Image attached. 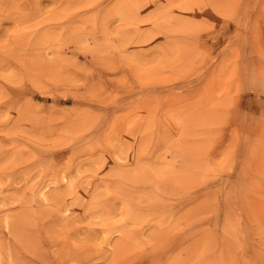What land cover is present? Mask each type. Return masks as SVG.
<instances>
[{
	"label": "rangeland",
	"instance_id": "rangeland-1",
	"mask_svg": "<svg viewBox=\"0 0 264 264\" xmlns=\"http://www.w3.org/2000/svg\"><path fill=\"white\" fill-rule=\"evenodd\" d=\"M0 239L264 264V0H0Z\"/></svg>",
	"mask_w": 264,
	"mask_h": 264
},
{
	"label": "bare ground",
	"instance_id": "bare-ground-1",
	"mask_svg": "<svg viewBox=\"0 0 264 264\" xmlns=\"http://www.w3.org/2000/svg\"><path fill=\"white\" fill-rule=\"evenodd\" d=\"M76 192V191H75ZM73 195H75V194H73ZM22 201V200H21ZM25 211V212H24ZM23 212H24V214L26 213L27 214V212H26V209L24 210ZM28 212H29V210H28ZM31 212V211H30ZM20 213H22V212H20ZM25 214V215H26ZM17 215V214H16ZM20 215H23V214H20ZM19 215H17L16 216V218L18 217ZM24 216V215H23ZM31 217H32V215H30ZM14 217H15V215H14ZM20 217V216H19ZM29 217V216H28ZM27 217V218H28ZM15 218V219H16ZM26 218V217H25ZM14 219V220H15ZM30 219V218H29ZM33 219V218H32ZM31 219V220H32ZM26 219H24V221H25ZM31 220H29V221H31ZM9 221V220H8ZM12 222H13V218H12V220H11ZM6 222V221H5ZM21 222H23V220L21 221ZM21 222H19V223H21ZM14 223L15 222H13L12 224L14 225ZM19 223H18V225H19ZM24 223H28L27 222V220H26V222H24ZM21 224H23V223H21ZM20 224V225H21ZM25 226H27V225H25ZM33 226V225H32ZM20 227H22V225L21 226H19L18 228L19 229H17L18 231L20 230ZM30 227V226H29ZM52 227V226H51ZM48 228V227H47ZM22 229V228H21ZM27 230H30V229H27ZM21 231L22 230H20L19 231V234L21 233ZM25 231V230H24ZM51 231V230H50ZM17 232V231H16ZM29 232V231H28ZM18 233V232H17ZM24 233V232H23ZM165 233V232H164ZM30 234V233H29ZM28 234V235H29ZM32 234V233H31ZM58 234V233H57ZM15 235V234H14ZM18 235V234H17ZM21 236H23L22 234H21ZM19 236H17L16 238H18ZM26 237H29V236H25V239H26ZM22 239H24V238H22ZM25 239L23 240L24 242H25ZM1 240V239H0ZM20 240V238L18 239V241ZM118 240H120V239H118ZM126 240V239H125ZM22 240H20V242H21ZM28 241V240H27ZM30 241H31V238H30ZM32 241L34 242V239H32ZM198 241V240H197ZM1 242H3L2 240H1ZM24 242H22L23 244H25ZM94 242V241H93ZM117 242H120V241H117ZM122 242H124V241H122ZM126 242V241H125ZM124 242V243H125ZM198 242H200V241H198ZM29 243V242H28ZM32 242H30V244H28V246L29 245H31L32 246V244H34V243H32ZM127 243V242H126ZM66 244V243H65ZM68 244V243H67ZM75 244V243H74ZM88 244H90V243H88ZM95 244V243H94ZM119 244L120 243H118V247H119ZM34 245H36V244H34ZM5 246V245H4ZM67 247H68V245H66ZM76 245H74V247H75ZM30 247V246H29ZM35 247V249L37 248V246H34ZM71 247H73V245L71 246ZM26 248H28L27 247V245H26ZM31 248V247H30ZM78 248V247H77ZM125 248V247H124ZM8 249H9V245H8ZM11 249V248H10ZM25 249V248H24ZM102 249V248H101ZM100 249V250H101ZM126 249V248H125ZM26 250V249H25ZM68 250H69V247H68ZM228 250V249H227ZM30 251V250H29ZM28 251V252H29ZM36 252H38V249L37 250H35ZM48 251V250H47ZM50 251V250H49ZM62 251H66V250H62ZM80 251H82V250H77V251H75L74 250V248H73V250L72 249H70V253L72 254V256L74 255V256H76V257H79V256H81L80 254H87L88 253V255H89V253L90 252H92V251H90V250H85V248H84V250L82 251V252H80ZM96 251H97V249H96ZM123 251V250H122ZM130 251V250H129ZM165 251V254H166V257L168 258V256L171 254V252H172V250H164ZM174 251V250H173ZM176 251V250H175ZM35 252V253H36ZM73 252V253H72ZM126 252V251H125ZM161 252V250H131L130 252H128V253H126L125 255L124 254H122V252H121V250H111L110 252H109V250H101V252L99 251V253H100V255H102V256H99V257H103V260H106V258L108 259L107 260V262L105 261L104 262V264H141L143 261H146L147 259H149V256H150V258H151V256L153 257V260H155V261H160V259L156 256L158 253H160ZM7 253L9 254V252H8V250H7V252L4 250V247L2 246V245H0V264H11L12 262H10L11 261V258H13V257H8V256H13V250H12V253H11V255H8L7 256ZM29 253H31V252H29ZM26 254V253H25ZM67 254H69V253H65L64 254V259H67V257H66V255ZM91 254V253H90ZM96 254V253H95ZM94 254V255H95ZM109 254L111 255L110 256V259H109ZM37 255H39L40 256V253L39 254H37ZM88 255H85V259H86V256H88ZM108 255V256H107ZM119 255H120V257H119ZM163 255V254H162ZM176 255V254H175ZM174 255V256H175ZM16 256V255H15ZM14 256V257H15ZM34 256H35V254H34ZM68 256V255H67ZM81 256V257H82ZM91 256V255H90ZM8 257V258H7ZM19 256H17V258H18ZM53 257V256H52ZM69 257H71V255H69ZM89 257V256H88ZM87 257V258H88ZM173 257V256H172ZM32 258V257H31ZM35 258H36V256H35ZM20 259L22 260V258L20 257ZM37 259H38V257H37ZM47 259V258H46ZM70 259V258H69ZM165 259V258H164ZM176 259V258H175ZM17 260V259H16ZM33 260H35V259H33ZM38 260H40V259H38ZM74 260V259H73ZM83 260V259H82ZM102 260V261H103ZM150 260V259H149ZM152 260V261H153ZM166 260V259H165ZM171 260V259H170ZM170 260H168L167 259V261H168V263H169V261ZM179 260V259H178ZM23 261V260H22ZM27 261V260H26ZM26 261H23V262H26ZM40 261H42V259L40 260ZM47 261V260H46ZM60 261L61 262H58L57 264H64V261H63V259L61 260L60 259ZM71 261V260H70ZM75 261H76V259H75ZM78 261H80V260H78ZM77 261V262H78ZM102 261H101V263H102ZM155 261H153V262H155ZM173 261V260H172ZM175 261V260H174ZM177 261V260H176ZM175 261V262H176ZM182 261V260H181ZM38 262V261H37ZM43 262H44V260L41 262L42 264H43ZM49 262V261H48ZM71 262H73V261H71ZM83 262V261H82ZM93 262V261H92ZM100 262V261H99ZM99 262H97L98 264H101V263H99ZM149 262V261H148ZM161 262H162V259H161ZM184 262V261H183ZM15 263H16V261H15ZM40 263V262H39ZM81 263V262H80ZM79 263V264H80ZM87 263V262H86ZM168 263H166V264H168ZM170 263H171V261H170ZM169 263V264H170ZM178 263V262H177ZM185 263H186V261H185ZM184 263V264H185ZM20 264H23V263H20ZM26 264V263H25ZM27 264H28V262H27ZM31 264V263H30ZM48 264H51V263H48ZM70 264V263H69ZM72 264H74V263H72ZM76 264V263H75ZM83 264V263H82ZM103 264V263H102ZM164 264H165V262H164Z\"/></svg>",
	"mask_w": 264,
	"mask_h": 264
}]
</instances>
